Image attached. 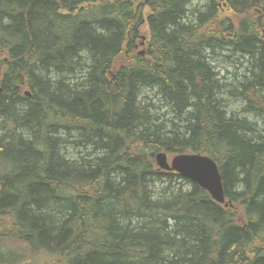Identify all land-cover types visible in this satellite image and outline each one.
<instances>
[{"label": "trees", "instance_id": "trees-1", "mask_svg": "<svg viewBox=\"0 0 264 264\" xmlns=\"http://www.w3.org/2000/svg\"><path fill=\"white\" fill-rule=\"evenodd\" d=\"M0 68V264H264V0H0Z\"/></svg>", "mask_w": 264, "mask_h": 264}, {"label": "water", "instance_id": "water-1", "mask_svg": "<svg viewBox=\"0 0 264 264\" xmlns=\"http://www.w3.org/2000/svg\"><path fill=\"white\" fill-rule=\"evenodd\" d=\"M141 55H144V52ZM1 77L0 69V81ZM1 92L2 88L0 86ZM26 95L28 96L29 93H26ZM155 162L160 170L178 174L183 179L190 181L207 192L214 202L225 205V207L229 206V204H226L220 169L211 158L195 154H181L170 160L165 152H159L155 156Z\"/></svg>", "mask_w": 264, "mask_h": 264}, {"label": "rangeland", "instance_id": "rangeland-1", "mask_svg": "<svg viewBox=\"0 0 264 264\" xmlns=\"http://www.w3.org/2000/svg\"><path fill=\"white\" fill-rule=\"evenodd\" d=\"M149 13H150V10L148 8L145 9V15L147 16ZM222 15H223V18H229L234 22H238V21H240V19L243 18V16L242 17L241 16L240 17L235 16L227 8H224ZM140 33H141V40L138 41V47H137L135 53L132 55L127 54L126 58L122 62L128 63L133 56L139 55L140 53L144 52L145 43H147V39H149L148 27L146 25H143L140 29ZM143 38H144V40H143ZM235 61L236 60L234 59V60H231V61L225 63V59H221V58L219 59V63H221L219 66L222 68L224 67V69H225V67L227 68L221 72V76L226 79L227 83H231V82L235 83L237 77L239 79V77L243 74V70L236 69V67H238L239 65L236 67H234V66L232 67L231 64H234ZM229 106L232 110L237 111L238 113H241L243 105L238 103V102H235V101H230ZM251 119L253 120V117H251ZM262 127H264V126L262 125ZM169 158L172 159V156L169 155ZM238 217L241 218L240 210L238 211ZM4 242H5L4 245L7 244V248L11 249V251L17 250V249L23 250V247H21L19 244H16L13 242H8V241H4ZM19 263H22V264H52L50 261V258L45 257L43 255H41V256H28V260L21 258V259H19Z\"/></svg>", "mask_w": 264, "mask_h": 264}]
</instances>
